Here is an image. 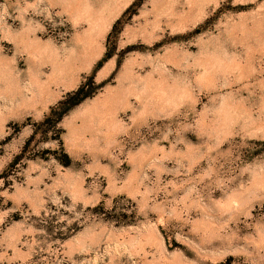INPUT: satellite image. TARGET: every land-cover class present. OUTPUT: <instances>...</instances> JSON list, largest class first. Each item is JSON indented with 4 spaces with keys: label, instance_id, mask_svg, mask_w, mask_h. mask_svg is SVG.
<instances>
[{
    "label": "rangeland",
    "instance_id": "rangeland-1",
    "mask_svg": "<svg viewBox=\"0 0 264 264\" xmlns=\"http://www.w3.org/2000/svg\"><path fill=\"white\" fill-rule=\"evenodd\" d=\"M0 264H264V0H0Z\"/></svg>",
    "mask_w": 264,
    "mask_h": 264
},
{
    "label": "trees",
    "instance_id": "trees-1",
    "mask_svg": "<svg viewBox=\"0 0 264 264\" xmlns=\"http://www.w3.org/2000/svg\"><path fill=\"white\" fill-rule=\"evenodd\" d=\"M83 91H84V89H83V86H81L77 91H75V92H73V93H71L70 95H68L69 97L70 96H75V95H77V94H82L83 93ZM90 95L89 94H83L81 97H79V99H77V101L76 102H74L73 104H71V106L67 109V111L71 108V107H73L74 105H77V104H79V103H81L83 100H85V98H88ZM60 103H63V102H60ZM66 111V112H67ZM61 119V117L58 119V120H60Z\"/></svg>",
    "mask_w": 264,
    "mask_h": 264
},
{
    "label": "bare ground",
    "instance_id": "bare-ground-1",
    "mask_svg": "<svg viewBox=\"0 0 264 264\" xmlns=\"http://www.w3.org/2000/svg\"><path fill=\"white\" fill-rule=\"evenodd\" d=\"M110 25V24H109Z\"/></svg>",
    "mask_w": 264,
    "mask_h": 264
}]
</instances>
